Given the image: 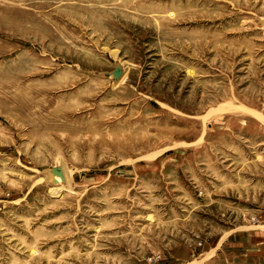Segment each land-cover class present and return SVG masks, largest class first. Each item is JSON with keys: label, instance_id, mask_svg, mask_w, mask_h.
I'll return each mask as SVG.
<instances>
[{"label": "rangeland", "instance_id": "374dc122", "mask_svg": "<svg viewBox=\"0 0 264 264\" xmlns=\"http://www.w3.org/2000/svg\"><path fill=\"white\" fill-rule=\"evenodd\" d=\"M0 264H264V0H0Z\"/></svg>", "mask_w": 264, "mask_h": 264}]
</instances>
